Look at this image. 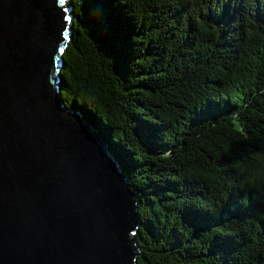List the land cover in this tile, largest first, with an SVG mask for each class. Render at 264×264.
Masks as SVG:
<instances>
[{"label": "trees", "instance_id": "16d2710c", "mask_svg": "<svg viewBox=\"0 0 264 264\" xmlns=\"http://www.w3.org/2000/svg\"><path fill=\"white\" fill-rule=\"evenodd\" d=\"M60 98L137 196L136 264H264V0H69Z\"/></svg>", "mask_w": 264, "mask_h": 264}, {"label": "water", "instance_id": "95a60500", "mask_svg": "<svg viewBox=\"0 0 264 264\" xmlns=\"http://www.w3.org/2000/svg\"><path fill=\"white\" fill-rule=\"evenodd\" d=\"M69 0H0V264H136L137 196L58 87Z\"/></svg>", "mask_w": 264, "mask_h": 264}]
</instances>
